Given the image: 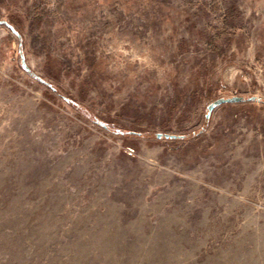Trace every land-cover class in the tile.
Returning <instances> with one entry per match:
<instances>
[{
	"label": "rangeland",
	"instance_id": "374dc122",
	"mask_svg": "<svg viewBox=\"0 0 264 264\" xmlns=\"http://www.w3.org/2000/svg\"><path fill=\"white\" fill-rule=\"evenodd\" d=\"M0 264H264V0H0Z\"/></svg>",
	"mask_w": 264,
	"mask_h": 264
},
{
	"label": "water",
	"instance_id": "95a60500",
	"mask_svg": "<svg viewBox=\"0 0 264 264\" xmlns=\"http://www.w3.org/2000/svg\"><path fill=\"white\" fill-rule=\"evenodd\" d=\"M242 101H243V98L242 97H231V98H226V99H224V98L217 99V100L213 101L212 103H210L207 106V114L205 116V119L206 120L208 119L210 112L216 106L223 105V104L240 103ZM155 136L158 139H161V138H164V139H175L176 138V136H174V135H161V134H156Z\"/></svg>",
	"mask_w": 264,
	"mask_h": 264
},
{
	"label": "trees",
	"instance_id": "16d2710c",
	"mask_svg": "<svg viewBox=\"0 0 264 264\" xmlns=\"http://www.w3.org/2000/svg\"><path fill=\"white\" fill-rule=\"evenodd\" d=\"M127 135H136V134H134V133H127ZM180 138H184V137H178V136H176L175 139H180Z\"/></svg>",
	"mask_w": 264,
	"mask_h": 264
}]
</instances>
